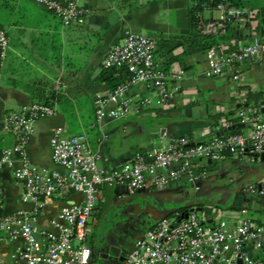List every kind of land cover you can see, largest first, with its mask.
I'll list each match as a JSON object with an SVG mask.
<instances>
[{
	"label": "crops",
	"instance_id": "1",
	"mask_svg": "<svg viewBox=\"0 0 264 264\" xmlns=\"http://www.w3.org/2000/svg\"><path fill=\"white\" fill-rule=\"evenodd\" d=\"M16 1L15 13L24 15V19L0 10V21L10 37L8 55L0 61V148L17 142L15 134L5 126L9 112L49 100L56 113L35 123L26 147L37 168L66 172L52 157L51 140L57 129L65 136L85 133L99 154L100 164L115 168L138 153L147 154L189 133L195 141L223 135L240 124L237 113L241 109L258 113L264 119V58L244 63L243 81L239 83L230 75L208 77L206 53L187 55L183 47L171 52L168 47H158L157 59L162 66L186 73L177 100L165 109L141 108L126 118L108 117L97 122L96 96L108 94L117 83L123 84L130 78L123 69L103 67L107 52L122 43L130 31L149 34L158 44L188 35L187 22L177 25L159 18L166 8L189 9L198 0H138L137 3L76 0L88 9L83 25H65L35 0ZM240 6L247 11V17L231 25L228 33L219 39V45H230L236 40L250 43L255 37L264 36V0H242ZM203 14L218 18L220 11L205 8ZM126 95L138 103L157 94L154 89L138 84L130 86ZM241 126L245 132L246 127ZM206 171L208 175L198 187L183 178L166 188H157L149 177L147 188L126 196L124 184L98 186L99 202L89 221L93 229L89 245L93 240L112 239L122 251L118 256H104L106 253L101 252L94 260L91 257L89 264H121L136 237L151 228L158 217L172 210L177 211L176 215L184 213L186 205L197 200L202 201L197 206L203 207L199 213L210 223L226 219L233 225L237 212L246 209L247 217L264 227V196L251 193L244 184L247 180L249 184H256L263 179V161L253 163L230 157L221 162L208 161ZM2 177L1 214L32 209L34 204L22 199L24 183L14 177L12 170L4 169ZM82 200L80 192L56 193L40 216V227H47L65 205ZM122 242L124 245H119ZM254 255L259 257L263 253L255 251Z\"/></svg>",
	"mask_w": 264,
	"mask_h": 264
},
{
	"label": "built area",
	"instance_id": "2",
	"mask_svg": "<svg viewBox=\"0 0 264 264\" xmlns=\"http://www.w3.org/2000/svg\"><path fill=\"white\" fill-rule=\"evenodd\" d=\"M48 11H53L65 25H83L88 9L76 0H35ZM220 11V16L201 24L206 35L226 32L229 21L241 22L247 11L229 6L226 0H207ZM10 48L7 30L0 28V61ZM156 38L130 31L124 41L112 47L103 60L105 69H123L130 78L108 94L95 98L98 123L106 118L121 119L140 112L141 108H167L180 95L185 71L165 69L157 59ZM264 58V36L252 42L236 40L206 52L208 77L231 76L243 81L242 66ZM154 89L156 96L145 97L138 103L126 94L132 85ZM53 106L32 103L18 111L9 112L5 126L17 138L15 145L0 148V211L4 195V169H10L24 183L22 199L34 207L11 215L0 213V264H89L92 251L89 226L99 202L98 186L124 184L126 196L147 188L148 178L157 188L187 178L195 187L207 177L208 161L221 162L227 152L236 158L256 163L264 153V119L247 109L237 113L245 132L227 137L213 136L195 141L187 135L174 138L169 144L151 152L138 153L134 158L115 168L100 164L99 154L93 150L85 133L65 136L61 129L51 140L52 157L56 165L65 169L37 168L29 158L26 147L35 130V123L54 116ZM107 139L108 135L105 134ZM248 191L264 196V177L256 184H246ZM72 191L83 195L81 202L65 205L47 227H40V216L48 201L56 194ZM234 217V224L222 219L210 223L196 210L177 220L168 215L158 217L151 228L136 237L133 248L121 264H264V227L247 217L242 209ZM255 251L263 255L256 257Z\"/></svg>",
	"mask_w": 264,
	"mask_h": 264
},
{
	"label": "trees",
	"instance_id": "3",
	"mask_svg": "<svg viewBox=\"0 0 264 264\" xmlns=\"http://www.w3.org/2000/svg\"><path fill=\"white\" fill-rule=\"evenodd\" d=\"M2 1L3 0H0V2ZM123 2L137 3V1L135 2L133 0H123ZM226 2L228 3L229 6L241 7L240 4L242 3V0H226ZM206 3H207V0H198L196 4H193L192 7L188 9L187 21H186L187 22L186 26L189 29L188 35L175 36V37L160 41L158 44V47L159 48L168 47L169 52L179 47H183L185 49V54L189 55V54H195V53H206L209 49L219 46V43H220L219 39L228 33L229 28L231 27V25L236 23V21H229L227 23L226 32L224 34L217 35V36L203 34L200 28L201 24L215 19V18H207L204 16L203 13H204L205 8L215 9L214 5L209 4V3L208 5H206ZM17 5L18 4L16 0L15 1L6 0L5 3H3V5L0 4V10L3 12H6L10 16L15 14L17 18L20 20L24 19V15L18 12L15 13V11L18 9ZM49 12L55 14L53 11H49ZM0 28H4L5 30H7V27L4 25L2 21H0ZM8 35H9V32H8ZM170 63L171 61H169L167 64H170ZM164 68L169 69L167 66H164ZM111 70H117V69H111ZM119 85L120 84L117 83L114 86V89ZM35 96L40 97L39 94H36ZM36 103L52 106L49 100H46L44 102H36ZM242 129H243L242 126L230 128L225 134L220 135L219 137H227L232 134L242 133L243 132ZM187 136H189L190 138H193L192 133H189ZM230 157H234V156L232 154H229V152H227V158H230ZM168 216L169 217L175 216L177 220H180L183 218V212L178 213V215H176V213H172V214H169Z\"/></svg>",
	"mask_w": 264,
	"mask_h": 264
},
{
	"label": "water",
	"instance_id": "4",
	"mask_svg": "<svg viewBox=\"0 0 264 264\" xmlns=\"http://www.w3.org/2000/svg\"><path fill=\"white\" fill-rule=\"evenodd\" d=\"M241 126V124H237L235 126H233V128L235 127H239ZM261 161L264 162V153L261 155ZM211 162V161H210ZM262 175H264V172L262 173ZM250 182V180L245 181V185L248 184ZM201 200H197V202H192L191 204H187V210L183 213V217H188L189 212L196 210L198 212L203 211V207L197 206V204H201ZM177 212L176 210H172V211H168V215ZM119 245L123 246V242L119 243ZM91 247V251H92V259L94 260L95 258H97L98 255H100L101 252H104L106 254H104V256H107L108 254H111L112 256H118L121 251L122 248L118 247V244L115 243L112 239H106L103 238L101 240H93L92 244L90 245ZM127 253V252H126ZM126 253H124V256L122 259L125 258ZM103 255V254H102ZM241 264V262H240Z\"/></svg>",
	"mask_w": 264,
	"mask_h": 264
},
{
	"label": "rangeland",
	"instance_id": "5",
	"mask_svg": "<svg viewBox=\"0 0 264 264\" xmlns=\"http://www.w3.org/2000/svg\"><path fill=\"white\" fill-rule=\"evenodd\" d=\"M133 1H138V0H133ZM166 12H164L161 14L160 16V20L162 21H167L171 24H177L178 23H183L187 21V12H188V8H174V9H165ZM149 35V34H146Z\"/></svg>",
	"mask_w": 264,
	"mask_h": 264
}]
</instances>
